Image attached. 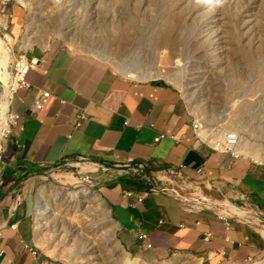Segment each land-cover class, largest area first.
<instances>
[{"label": "crops", "instance_id": "crops-1", "mask_svg": "<svg viewBox=\"0 0 264 264\" xmlns=\"http://www.w3.org/2000/svg\"><path fill=\"white\" fill-rule=\"evenodd\" d=\"M27 56L41 62L26 72L28 87L10 103L19 118L3 142L0 162V264H57L38 246H51L54 214L50 204L43 218L37 213L27 177L81 159L78 164L87 171L103 173L116 165L144 164L156 171L183 166L192 186L220 202L218 208L227 210V201L236 207L238 219L230 218L226 226L214 211H186L173 194L150 191L143 182L103 180L99 196L111 209L128 252L139 248L137 236L146 234L148 252L157 257L177 252L203 264H241L264 253V161L235 157L197 139L178 89L126 79L93 56L65 48H36ZM38 90L49 91L50 97L32 115ZM78 110L85 111L86 120L74 128ZM124 190L142 196L141 202L129 207Z\"/></svg>", "mask_w": 264, "mask_h": 264}, {"label": "rangeland", "instance_id": "rangeland-1", "mask_svg": "<svg viewBox=\"0 0 264 264\" xmlns=\"http://www.w3.org/2000/svg\"><path fill=\"white\" fill-rule=\"evenodd\" d=\"M0 40L2 124L13 60L22 54L39 60L27 56L36 48H65L126 79L174 86L190 121L200 124L201 140L222 149L234 133L238 156L264 161V0H0ZM138 165L103 173L67 164L28 176L34 202L45 199L54 214L52 244L38 246L57 264H203L191 254L157 257L140 246L128 252L120 242L97 181L179 186ZM83 187L100 202L79 195ZM241 264H264V253Z\"/></svg>", "mask_w": 264, "mask_h": 264}, {"label": "built area", "instance_id": "built-area-1", "mask_svg": "<svg viewBox=\"0 0 264 264\" xmlns=\"http://www.w3.org/2000/svg\"><path fill=\"white\" fill-rule=\"evenodd\" d=\"M40 62L37 59H28L24 54L18 55L12 62L11 66V73L9 77V106L8 110L6 112V117L4 123L0 124V162L2 158V154L4 151L3 142L10 136L13 128L17 127L18 125V114L15 113L13 110L10 109V103L13 98V96L16 94V92L21 88H27L28 84L25 81V74L26 72L31 68H37L40 66ZM50 97V92L47 90H38L33 105L31 108V114H35L38 110H40L48 101ZM86 120V113L84 110H78L75 112V118L72 122V125L74 128H79L82 123ZM192 129L194 132V135L197 139H200L198 132L200 130V124L196 122H192ZM162 136V135H161ZM161 136L155 138L154 141H157ZM228 136V143L225 145L224 148H222L223 151L229 152L232 156L238 157V154L236 151L231 148V146H234L237 143V137L234 133H230ZM201 140V139H200ZM230 146V147H229ZM216 148V146H213ZM85 160L81 159L78 163L84 162ZM67 164H73L71 162H68ZM138 167L142 170V168H145L144 164H139ZM159 172H164L168 175H170L171 178L179 182V186H176L175 189H161L158 187H152L149 190L150 191H163V192H169L174 195L175 198L179 199L180 202L183 205V209L186 211H203V210H212L217 214V216L222 219L227 226L229 224L230 218H236L238 219L236 213H234L232 210L236 209V207L232 204H230L229 201H227L229 205L227 210L220 209V202L217 200H211L208 196L200 193V190H198L197 186H192L190 182V175L188 173L184 172V167L180 166L177 169H167L162 170ZM203 171L201 169L197 170L198 174H201ZM96 184H99L97 181ZM122 196L126 200H130L128 203V206L131 208H134L138 202H141L142 196L136 195L134 192L130 190H124L122 192ZM19 199V198H18ZM17 199V200H18ZM132 199V200H131ZM240 199L244 202H248V204H251L250 201L243 195L240 196ZM211 237L210 233H206L204 235V239L208 240ZM137 238L140 240V248L143 251H148L152 248L151 243L147 237L146 234H139ZM35 253V251L33 252ZM42 264H51L50 261H44Z\"/></svg>", "mask_w": 264, "mask_h": 264}, {"label": "bare ground", "instance_id": "bare-ground-1", "mask_svg": "<svg viewBox=\"0 0 264 264\" xmlns=\"http://www.w3.org/2000/svg\"><path fill=\"white\" fill-rule=\"evenodd\" d=\"M27 36V35H26ZM31 37V36H30ZM28 39V38H27ZM30 39V38H29ZM0 42H2L0 40ZM5 65V64H4ZM2 66V65H0ZM7 91H8V87H7ZM9 104V91H8V94L6 93L5 91V96H4V109L7 108L8 110V105ZM4 111V110H3ZM7 112V111H6ZM4 113L5 111L2 113V119H3V122H4ZM1 119V120H2ZM1 124V123H0ZM201 130V129H200ZM201 134L203 135V131L201 130ZM228 136H226V139L222 140L223 141V144L224 146L227 145L228 141ZM228 146V145H227ZM230 147V146H229ZM231 148H233V146H231ZM234 149V148H233ZM235 150V149H234ZM236 151V150H235ZM237 152V151H236ZM51 187L54 189V190H59L62 194H64L63 191H61L60 189L56 188V187H53L51 185ZM79 195L83 196V197H86L88 199H92V198H97L98 199V195L93 191V190H90L86 187H83L80 192L78 193ZM67 195V193H66ZM48 201H46L45 199H42L40 197L37 198V204H36V209H37V213L41 215V218H43L42 216H44L45 214H47L49 211H48ZM52 213V212H51ZM241 214H243L241 211H240ZM40 223H42V221H40Z\"/></svg>", "mask_w": 264, "mask_h": 264}, {"label": "trees", "instance_id": "trees-1", "mask_svg": "<svg viewBox=\"0 0 264 264\" xmlns=\"http://www.w3.org/2000/svg\"><path fill=\"white\" fill-rule=\"evenodd\" d=\"M147 171H149V170H154V171H156L157 169L156 168H153V169H150V168H148V169H146ZM145 186V185H144ZM145 189H150V187L149 186H145Z\"/></svg>", "mask_w": 264, "mask_h": 264}]
</instances>
